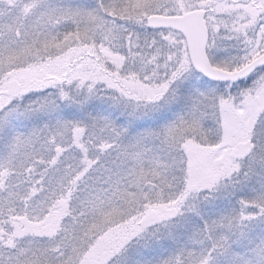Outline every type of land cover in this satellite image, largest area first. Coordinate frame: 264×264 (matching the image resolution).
<instances>
[{"label":"snow or ice","instance_id":"obj_1","mask_svg":"<svg viewBox=\"0 0 264 264\" xmlns=\"http://www.w3.org/2000/svg\"><path fill=\"white\" fill-rule=\"evenodd\" d=\"M0 264H264V0H0Z\"/></svg>","mask_w":264,"mask_h":264}]
</instances>
